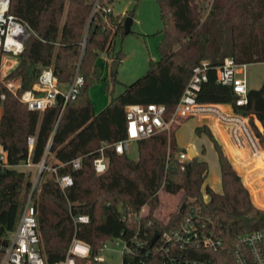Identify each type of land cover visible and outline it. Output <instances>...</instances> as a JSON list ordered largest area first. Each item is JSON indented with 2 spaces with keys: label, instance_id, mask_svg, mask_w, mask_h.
I'll return each instance as SVG.
<instances>
[{
  "label": "trees",
  "instance_id": "16d2710c",
  "mask_svg": "<svg viewBox=\"0 0 264 264\" xmlns=\"http://www.w3.org/2000/svg\"><path fill=\"white\" fill-rule=\"evenodd\" d=\"M95 1L10 0L9 12L27 23L31 34L23 51L15 55L16 66L6 76L21 78L17 93L0 77L3 108L0 144L7 153V165L0 163V259L16 227L23 197L33 185L31 173L20 169L19 164L28 161L39 164L43 159L47 164L54 158L64 163L59 173H70L74 182L63 190L54 175L45 176L43 170L39 190L35 191L40 249L48 262L66 256L75 234L89 242L95 254L103 241L122 231L136 229L139 219L144 222L153 219V230L161 231L181 219L189 206H194L222 225L226 245L215 254L224 257L217 264H233L230 245L234 237L264 228V209L253 203L241 175L209 125H199L196 131L208 132L215 142L222 171V192L209 186L203 190L208 171L206 160L191 157L185 169L181 168L177 156L181 150L174 127L139 139L137 158L119 154L113 145L108 146L105 172L97 173L93 162L104 142L113 144L126 136L128 104L163 103L164 118L170 120L193 67L202 60H208L211 67L209 79L202 84L197 99L228 103L236 112L249 116L264 148V81L261 87L249 89L247 103L238 105V95L232 86L217 80L215 69L226 56H233L239 63L264 61V0H158L163 22L158 31L162 34L160 58H151L147 72L126 83L119 95L112 92L110 103L100 112L95 110L89 94L90 86L101 77L99 54L110 53L116 37L125 35L124 21L134 15L135 9L123 15L113 10L115 0H102L100 9L93 12ZM109 6L111 11L104 10ZM93 24L96 29L90 35ZM121 58L122 50L114 61ZM1 63L0 57V68ZM49 65L62 83L71 82L79 67L84 83L76 97L65 101L59 96L55 106L44 111L31 110L19 95L33 88L41 69ZM116 73L113 72L114 82ZM256 118L263 129L256 124ZM30 135L35 137L31 150ZM79 156L82 166L74 169L71 161ZM253 156L256 167H260L264 152ZM261 168L264 169V163ZM248 175L249 170L245 176L250 184ZM161 190L171 194L182 192L186 201V206L183 207V202L170 214L167 224L155 214ZM205 193L208 199L204 198ZM145 204L150 212L140 218ZM79 214H88L90 221L76 224L74 216ZM77 263L103 264L88 263L85 258H78Z\"/></svg>",
  "mask_w": 264,
  "mask_h": 264
},
{
  "label": "built area",
  "instance_id": "2783aa9c",
  "mask_svg": "<svg viewBox=\"0 0 264 264\" xmlns=\"http://www.w3.org/2000/svg\"><path fill=\"white\" fill-rule=\"evenodd\" d=\"M102 0H96L93 12L100 9ZM0 57L18 55L24 49V44L31 34L29 25L9 12L10 0H0ZM107 12L112 8L104 7ZM88 33V30L86 34ZM86 41L82 42L83 46ZM248 63H239L233 56H226L224 61L215 67L217 80L232 86L238 95L237 104L248 102ZM211 65L208 60H202L193 67L192 75L181 95L170 120L164 118L166 105L163 103H131L126 106V136L113 144L104 142L94 158V168L97 173L105 172L108 168V156L105 148L113 145L119 154L127 153L133 141L151 136L161 130H170L175 123H180L187 117H205L215 115L220 123L227 124L230 136L238 147L251 149L253 155L262 151L259 139L256 136L249 116L236 112L232 105L231 110L222 109L219 103L201 102L197 99L202 84L209 79L208 70ZM0 76L7 87L17 93L21 84L6 77ZM84 83V76L77 67L74 79L69 83H62L51 65L41 69L33 88L23 91L19 97L31 110L44 111L55 106L59 96L65 101L74 98L80 92ZM67 86V88L65 87ZM5 95L2 94V98ZM256 124L260 121L256 118ZM30 150L33 148L35 137H28ZM181 168L191 157L188 150H181L178 154ZM74 169L82 166V157L72 161ZM0 163L7 165V156H0ZM22 165H34L28 161ZM19 164V165H21ZM39 171L30 191L22 201L19 217L10 239L3 249L0 264H78V258L87 259L88 263L98 261L105 264L106 257L103 251L110 247L119 248L121 254L120 264H217L224 257L217 252L225 248L226 241L222 225L212 215L202 212L199 208L189 206L181 219L162 229L153 230L154 221L148 219L144 222L139 219V225L132 232L122 231L111 239L102 242L95 254L91 244L76 234L72 238L68 252L63 259L48 262L41 252V232L39 228L38 208L34 198L35 191L39 190L42 171L54 175L63 190L74 182L70 173H59V167L64 163L52 159L46 164L43 159L39 164ZM204 198L207 195L204 194ZM186 206V205H185ZM146 212V214L144 213ZM149 206L145 204L139 217L147 216ZM165 224L171 219H162ZM75 223L90 221L88 214L74 216ZM158 237L153 242L155 234ZM230 255L233 264H264V228L246 231L236 235L230 245Z\"/></svg>",
  "mask_w": 264,
  "mask_h": 264
},
{
  "label": "rangeland",
  "instance_id": "374dc122",
  "mask_svg": "<svg viewBox=\"0 0 264 264\" xmlns=\"http://www.w3.org/2000/svg\"><path fill=\"white\" fill-rule=\"evenodd\" d=\"M132 9H135V11L132 16L133 24L131 32L116 37L110 53L103 51L99 54L98 61L102 68L101 77L100 79H97L89 89V94L97 112L103 110L110 103L112 92L114 95H119L124 91L126 83H130L136 78L144 75L148 70L151 58H160L159 44L162 34L158 31L162 29L163 22L158 0H138V2H136V0H115L114 2V11L117 13L124 12L122 13L124 15L127 10ZM120 50H122V58L115 75L117 80L114 82L111 60L114 61L117 52ZM108 61L109 63H107ZM114 62H112L113 66ZM16 64L17 59L15 55H7L2 59L0 76L4 74L8 75V73L14 69ZM246 74L249 89L261 87L264 81V61L248 63ZM11 79H13L16 84H21V78L19 76ZM65 87L67 88V86ZM2 110L3 108L0 106V117L2 115ZM214 121H217V118L212 114L207 116L206 119L200 121L198 117H187L182 119L180 123H175L173 127L175 129V136L179 150L188 149L190 146H194L199 157L208 162V171L203 183V190L205 191L206 187L209 186L217 192H222V171L215 142L208 132L202 131L201 133H198L196 131V127L200 124L213 123ZM226 126L227 124L222 123L225 140H228V144H230L231 147H236V143L233 137L230 136V131ZM258 127L263 129L261 122ZM222 141L225 142L224 140ZM228 148L227 150L229 151ZM244 149L249 157L247 155L245 156L242 151L241 153L236 151L235 156L230 153L233 158V165L241 175L244 185L248 188L253 203L257 207L264 209V203L255 200V193L253 190V187L254 189H257L259 196H261L260 198L264 200V169L256 167L257 161L254 160L255 156L252 157L253 153L251 149H246L245 147ZM261 150L264 151V148ZM179 152L180 151H178V153ZM127 154L133 158L138 157L139 149L136 141L132 142L131 148L127 151ZM1 155L6 157L7 153L0 144V156ZM19 168L25 169L27 172L29 171L33 183L35 182L39 171L38 164L31 166L22 165L19 166ZM247 170H249L248 179L251 182V185L246 181L245 174ZM47 175L50 174L46 173L45 176ZM22 191L24 192V187ZM24 198L25 196L23 197V200ZM183 200L182 192L171 194L161 190L160 205L155 210L156 216L160 219H168L170 214L177 210L184 202ZM144 213L146 214V212ZM102 253L106 257L105 264H120L122 256L119 248L110 247Z\"/></svg>",
  "mask_w": 264,
  "mask_h": 264
},
{
  "label": "crops",
  "instance_id": "0c3cea01",
  "mask_svg": "<svg viewBox=\"0 0 264 264\" xmlns=\"http://www.w3.org/2000/svg\"><path fill=\"white\" fill-rule=\"evenodd\" d=\"M113 10H114V6H113ZM122 13H124V12H122ZM112 62H114L113 60H111V67H112V69H113V64H112ZM120 62H121V60H120ZM107 63H109V61L107 62ZM113 72V71H112ZM137 79V78H136ZM134 81V80H133ZM222 109H225V110H231V104H228V103H219L218 104ZM2 112H3V110H2ZM1 118V117H0ZM207 118V116H205V117H198V119H199V121L200 120H203V119H206ZM217 122V123H216ZM207 124V123H206ZM200 125H203V124H200ZM207 125H209V127L211 128V130L213 131V133L215 134V136L218 138V140L222 143V145H223V147H224V149H225V151H226V153H227V155L229 156V158L231 159V161H232V163H234L233 162V158H232V156H231V154L233 155V156H235V154H236V151L237 152H240L241 153V151L244 153V155L246 156L247 155V152H246V150L244 149V148H241V147H238V145L237 144H235L236 145V147H234V146H232L231 147V145L230 144H228V140L226 139L225 140V133H224V131H223V128H222V123H220L218 120L217 121H214L213 123H208ZM222 140H224L225 142H223ZM229 147V148H228ZM193 148H194V146H193ZM227 148L229 149V151L227 150ZM195 149V148H194ZM196 151V150H195ZM264 152V151H263ZM196 153H197V151H196ZM231 153V154H230ZM197 156H199V154L197 153ZM248 156V155H247ZM249 157V156H248ZM252 157H254L253 155H252ZM200 158V157H199ZM201 159V158H200ZM264 163V162H263ZM263 163H262V165H263ZM262 165L259 167V168H261L262 167ZM19 166H22V164L21 165H19ZM18 166V167H19ZM250 182V181H249ZM250 184H251V182H250ZM254 197H255V200L256 201H259V202H262V203H264V200H262L261 198H260V196H259V194H258V190L257 189H255V191H254ZM206 194V193H205ZM207 195V198L209 197L208 196V194H206Z\"/></svg>",
  "mask_w": 264,
  "mask_h": 264
},
{
  "label": "water",
  "instance_id": "95a60500",
  "mask_svg": "<svg viewBox=\"0 0 264 264\" xmlns=\"http://www.w3.org/2000/svg\"><path fill=\"white\" fill-rule=\"evenodd\" d=\"M132 24H133V17L131 16H127L125 21H124V32L125 34H128L130 31H131V28H132ZM95 29H96V24H93L91 29H90V35H93L94 32H95ZM119 64H120V60H116L114 62V66H113V72H117L118 70V67H119ZM188 152L190 154V157H195L197 156V153L195 151V149L193 148V146H190L188 148ZM12 187V186H11ZM186 205V201L183 203V207ZM158 237V233L154 235L152 241L154 242L156 240V238Z\"/></svg>",
  "mask_w": 264,
  "mask_h": 264
},
{
  "label": "bare ground",
  "instance_id": "6f19581e",
  "mask_svg": "<svg viewBox=\"0 0 264 264\" xmlns=\"http://www.w3.org/2000/svg\"><path fill=\"white\" fill-rule=\"evenodd\" d=\"M2 4H0V9L2 8V6H1Z\"/></svg>",
  "mask_w": 264,
  "mask_h": 264
}]
</instances>
